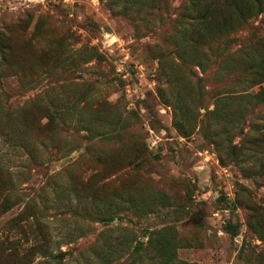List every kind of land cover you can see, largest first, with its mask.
Returning a JSON list of instances; mask_svg holds the SVG:
<instances>
[{"label":"rangeland","instance_id":"374dc122","mask_svg":"<svg viewBox=\"0 0 264 264\" xmlns=\"http://www.w3.org/2000/svg\"><path fill=\"white\" fill-rule=\"evenodd\" d=\"M187 3L0 0V264H264V104L221 64L264 15L202 70Z\"/></svg>","mask_w":264,"mask_h":264},{"label":"trees","instance_id":"16d2710c","mask_svg":"<svg viewBox=\"0 0 264 264\" xmlns=\"http://www.w3.org/2000/svg\"><path fill=\"white\" fill-rule=\"evenodd\" d=\"M260 15H264V0H188L180 15L183 25L181 31L186 42L185 46L178 47V55L186 63H194L195 66L204 70L206 69V52H198V48L203 51L209 50V46L216 37L236 34L247 28L250 21ZM1 43L2 55H4V50H9L10 45L7 39L5 41L2 39ZM189 43L192 44L189 45ZM187 48L194 51V54L187 51ZM221 64L229 71L246 72L249 81H253V87H259V91L249 95V98L258 104H264V34L255 33L238 49L231 51L226 49ZM231 233L232 236H237L235 232ZM153 248L157 254V257L152 260L157 263L153 264H191L178 260L175 250L164 241L153 245ZM139 253L140 249L136 248L130 254V258L139 259Z\"/></svg>","mask_w":264,"mask_h":264}]
</instances>
